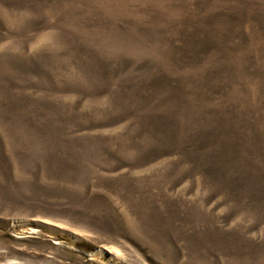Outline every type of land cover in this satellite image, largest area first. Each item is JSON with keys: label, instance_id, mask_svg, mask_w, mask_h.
I'll use <instances>...</instances> for the list:
<instances>
[{"label": "rangeland", "instance_id": "obj_1", "mask_svg": "<svg viewBox=\"0 0 264 264\" xmlns=\"http://www.w3.org/2000/svg\"><path fill=\"white\" fill-rule=\"evenodd\" d=\"M0 264H264V0H0Z\"/></svg>", "mask_w": 264, "mask_h": 264}]
</instances>
